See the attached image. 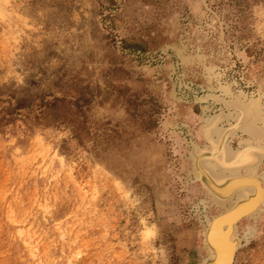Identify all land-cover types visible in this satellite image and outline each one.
<instances>
[{
  "label": "rangeland",
  "instance_id": "1",
  "mask_svg": "<svg viewBox=\"0 0 264 264\" xmlns=\"http://www.w3.org/2000/svg\"><path fill=\"white\" fill-rule=\"evenodd\" d=\"M240 104L264 147V0H0V264H201L194 156ZM260 206L232 264H264Z\"/></svg>",
  "mask_w": 264,
  "mask_h": 264
},
{
  "label": "bare ground",
  "instance_id": "2",
  "mask_svg": "<svg viewBox=\"0 0 264 264\" xmlns=\"http://www.w3.org/2000/svg\"><path fill=\"white\" fill-rule=\"evenodd\" d=\"M214 124L207 125L205 130L207 137H211ZM222 131L217 141L209 138L212 150H197L194 156V168L198 178L212 194L216 206L222 209L217 215L207 219L205 224L203 233L208 256L201 264H232L240 243L237 235L238 221L254 213L264 201V178L255 174V166L248 164L258 159V155L264 152V147L247 145L233 158L226 160L225 141L230 128ZM202 158L214 160L221 168L230 169L229 176L220 178L214 170L215 165L207 162L203 166L200 162ZM242 166H250L246 168L248 174L241 175Z\"/></svg>",
  "mask_w": 264,
  "mask_h": 264
},
{
  "label": "flooded vegetation",
  "instance_id": "3",
  "mask_svg": "<svg viewBox=\"0 0 264 264\" xmlns=\"http://www.w3.org/2000/svg\"><path fill=\"white\" fill-rule=\"evenodd\" d=\"M234 103H235V102H234ZM234 103H231V104L227 105L228 111H225V112L229 113V115H230L228 118L224 119V120H229L228 123H231V122H233V121L235 120V118H234L235 113L237 114V112H235V111H238V110H236V106H237V105L234 104ZM241 106H242V108H243V110H244V112H245V114H244V121H243L242 119L240 120L239 123L241 124V126H239V127L234 131V133H232V135H230L229 138H228V141H229V143H230V146H231L232 148H236V147H237V148H236V149H230V148H228V147L226 146V144H225L226 160H230L231 158H233V157L238 153V151L242 149V147L244 148V147H247V145H248V146L254 145V144H245V145H242V146L238 147V143H239V141H240L241 139L251 138V139L253 140V142H257L256 140L259 139L257 136H255V135H253V134L250 133V129H252L253 127H254V128H257V129H261V128L259 127V125H258V119H256L255 116H254L253 119L251 118V116H250V112H251V110L249 109L248 106H243V105L240 104V107H241ZM248 114H249V115H248ZM222 125L227 126L228 124H225L224 122H222ZM222 130H223V129H221V128L218 129V131H217V135H216V137H214V138H213L212 134H211V137H210V136H209V137L206 136L205 138H206L207 142H209V143L211 142V141H210L211 139H209V138H212L213 140L217 141V139H218V138L220 137V135H221V132H223ZM219 134H220V135H219ZM258 141L261 142V140H258ZM225 142H226V141H225ZM262 155H264V152H261V153L258 155V159L255 160V161H259L260 158L262 157ZM218 156L220 157L221 155L218 154ZM262 160H264V159H262ZM255 161H254V162H255ZM207 162H209V163L215 165V169H214V170L217 171V175H219L220 178H222V177H228V176H229L228 170H230V169L221 168L220 166H218L217 164H215V163L212 162V161H205V163H207ZM261 162H262V161H261ZM252 163H253V162H251V163L248 162V164H250V165H251ZM247 167H250V166H242V167H240V168H241V175H246V174L249 173V172H247V170H246ZM208 168H209V167H208ZM222 170H223V171H222ZM243 170H244L245 172H242Z\"/></svg>",
  "mask_w": 264,
  "mask_h": 264
}]
</instances>
